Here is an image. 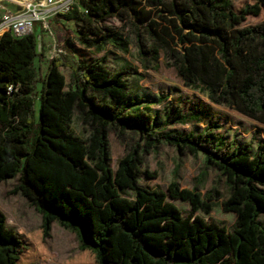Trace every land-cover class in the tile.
Listing matches in <instances>:
<instances>
[{
	"label": "trees",
	"instance_id": "1",
	"mask_svg": "<svg viewBox=\"0 0 264 264\" xmlns=\"http://www.w3.org/2000/svg\"><path fill=\"white\" fill-rule=\"evenodd\" d=\"M237 4L76 0L62 16L79 28L80 45L106 53L92 63L53 59L42 82L37 33L0 36V184L19 178L12 194L24 196L43 221L33 245L31 233L21 237L0 207V264H34L47 253L43 244L54 223L80 237L79 264H264L263 146L255 152L252 143L227 142L210 125L195 133L167 131L171 124L200 125L204 111H178L157 125L153 106L167 97L129 101L136 77L126 61L109 64L110 46L128 54L133 44L145 69L162 56L184 86L264 126V20L243 26L262 14L264 0ZM11 86L18 89L9 94ZM111 133L126 146L116 169ZM161 146L204 156L193 189L176 180L167 192L141 185L145 156ZM210 170L225 179L221 207L236 216L232 229L203 216L223 198L218 181L201 192ZM169 198L188 203L191 212Z\"/></svg>",
	"mask_w": 264,
	"mask_h": 264
},
{
	"label": "rangeland",
	"instance_id": "2",
	"mask_svg": "<svg viewBox=\"0 0 264 264\" xmlns=\"http://www.w3.org/2000/svg\"><path fill=\"white\" fill-rule=\"evenodd\" d=\"M258 0H238L237 5L245 7L255 4ZM25 0H0V18L5 10H19L25 5ZM264 20V11L260 16H248L243 26H253ZM114 22V21H113ZM118 27L120 23L114 22ZM50 26L55 37L57 49L62 50L60 58L71 63L78 60H84L92 63L103 57L106 51L97 53L94 50L84 48L77 41L79 28L74 22L68 21L62 16L52 18ZM42 36V50L38 48L41 54L36 60V66L39 69L40 82L45 79L48 65L54 54V45L51 43L48 35L42 33V26H37V36ZM40 46V41L38 42ZM47 44V46H46ZM108 51L115 54L111 55L110 65L126 63L131 69L132 76L136 77L133 86V93L129 101L133 99L148 98L158 99L162 96L167 97V101L158 106H153V118L157 125H163L164 121L170 117L173 119L178 111L187 113L195 111L199 113L204 111V122L200 125H180L171 124L166 127L167 131L178 133H195L202 131L207 125L215 128V134L224 135L227 142L234 141L237 144L252 143L254 151L259 146L264 148V126L245 118L234 110L218 107L211 103L207 94L200 90L191 89L184 86L183 80L175 69L167 68L163 57L156 61L149 69H145L141 64V56L136 47L131 44L129 53L124 54L116 51L111 46ZM156 66V68H155ZM62 72L69 78L70 70L62 68ZM38 93L41 92L42 83L38 84ZM40 102L37 101L35 112L39 115ZM129 143V140H127ZM126 142V143H127ZM110 143L112 151V167L116 169L118 161L126 154V146L114 134H110ZM145 164L141 168L140 183L142 186L152 190H162L167 192L169 185L176 180L181 188L193 189L195 180L204 166V156L198 158L185 153L180 156L175 149L168 146H161L158 151L145 156ZM177 173L175 175V170ZM152 173V177H147L146 172ZM218 172L210 170L201 192L205 194L214 187L218 181V188L223 198L216 205L212 213L208 216L203 215L208 220L222 222L228 229H232L236 222V216L232 213H225L221 203L227 197V187L225 179L218 180ZM19 178L9 179L0 184V207L5 212L8 225L13 228L21 237L25 238L31 233L30 240L33 245L38 244L40 239V227L42 226V216L32 207L27 199L21 194H12L13 189L18 185ZM180 208L185 215L191 212V206L178 200L168 199ZM198 215V214H197ZM260 221L264 224V215H261ZM46 254L40 256L34 261V264H79L75 258L80 254V237L77 233L61 227L58 223L52 225L50 237L43 244Z\"/></svg>",
	"mask_w": 264,
	"mask_h": 264
},
{
	"label": "built area",
	"instance_id": "3",
	"mask_svg": "<svg viewBox=\"0 0 264 264\" xmlns=\"http://www.w3.org/2000/svg\"><path fill=\"white\" fill-rule=\"evenodd\" d=\"M26 4L19 9L17 13L10 10H5L3 19L0 23V36L10 32L16 38H23L37 33V26L41 24L42 33L51 37L49 46L54 45V56L58 59L62 56L63 51L57 49L55 37L53 35L50 22L52 18L62 16L70 12L76 0H25ZM41 42L38 48L42 50V36H37V42ZM53 60V59H52ZM14 86L9 87L8 93L11 94L17 91Z\"/></svg>",
	"mask_w": 264,
	"mask_h": 264
},
{
	"label": "crops",
	"instance_id": "4",
	"mask_svg": "<svg viewBox=\"0 0 264 264\" xmlns=\"http://www.w3.org/2000/svg\"><path fill=\"white\" fill-rule=\"evenodd\" d=\"M8 10H9V9H8ZM10 11H12V12H14V13H17L19 10H14V11H13V10H10ZM2 17H3V15H2L1 18H0V23L2 22V19H3ZM62 17H63V16H62ZM46 46H47V44H46ZM220 135H222V134H220ZM223 136H224V135H223ZM231 142H233V141H231ZM239 145H242V144H239ZM256 151H257V150H256ZM256 151H255V152H256ZM117 165H118V164H117ZM112 168H113V167H112ZM116 168H117V167H116Z\"/></svg>",
	"mask_w": 264,
	"mask_h": 264
}]
</instances>
